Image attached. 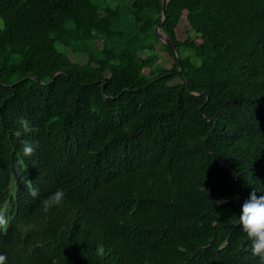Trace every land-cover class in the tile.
<instances>
[{
  "label": "trees",
  "instance_id": "16d2710c",
  "mask_svg": "<svg viewBox=\"0 0 264 264\" xmlns=\"http://www.w3.org/2000/svg\"><path fill=\"white\" fill-rule=\"evenodd\" d=\"M160 10L0 0V209L20 241L9 264H259L238 217L264 194V0L168 1L160 29L186 83L155 32ZM183 12L194 34L180 40ZM21 117L35 131L16 137ZM58 188L64 202L45 212Z\"/></svg>",
  "mask_w": 264,
  "mask_h": 264
},
{
  "label": "clouds",
  "instance_id": "9594fccd",
  "mask_svg": "<svg viewBox=\"0 0 264 264\" xmlns=\"http://www.w3.org/2000/svg\"><path fill=\"white\" fill-rule=\"evenodd\" d=\"M18 123L20 128L14 133L16 137H22L24 134L35 131L34 127L24 117H21ZM21 145L23 156L34 155L39 146L37 142L29 141L27 139H22ZM19 162L22 164L23 160H20ZM25 183L29 189V194L33 197L38 196V189L32 186L31 180L28 179ZM257 191L260 190L253 189L249 198L244 201L242 204L241 215L238 219L240 226L250 241L251 253L253 256L259 258V264H264V194L257 195ZM65 196V191L58 188L54 193L41 201L43 210L49 212L53 208L62 205ZM8 225L9 218L6 215V210L0 209V264L15 263L16 253L20 246V241L13 236ZM15 240L18 242V247H15ZM12 250H14L12 260L11 262H7V256L2 252L9 253ZM96 255L101 258L106 255L104 245L101 244L97 246Z\"/></svg>",
  "mask_w": 264,
  "mask_h": 264
},
{
  "label": "water",
  "instance_id": "95a60500",
  "mask_svg": "<svg viewBox=\"0 0 264 264\" xmlns=\"http://www.w3.org/2000/svg\"><path fill=\"white\" fill-rule=\"evenodd\" d=\"M169 0H161V10H160V18H159V21L158 23L155 25V32L159 38V40L164 43L165 45H167L173 52L176 60H177V63H178V71H180L182 73V76L184 77V82L186 83L187 80L185 79V73H184V70H183V66H182V62H181V57H180V54L178 52V49L176 48L175 44L173 43V41L171 40V38L169 36H167L161 29H160V25L161 23L164 21V19L166 18V7H167V3H168ZM58 72H55V74H57ZM104 86H105V82H102L101 84V90H102V93L104 91ZM193 94L195 95H198L200 94L199 92H192ZM104 97H106V95H104ZM207 99V97H206ZM206 100L204 101V103L199 107V109L201 110L202 107L204 106ZM203 117H205L207 120H211L210 117H208L207 115L205 114H202ZM215 128V124H213V126L211 127V129L209 130V133L207 135V137H209L213 130ZM216 156V155H215ZM217 157V156H216ZM224 165V164H223ZM225 166V165H224ZM226 167V166H225ZM229 169V168H227ZM231 171V169H229ZM223 202H226L225 200H219V203L217 201L218 204H221Z\"/></svg>",
  "mask_w": 264,
  "mask_h": 264
},
{
  "label": "rangeland",
  "instance_id": "374dc122",
  "mask_svg": "<svg viewBox=\"0 0 264 264\" xmlns=\"http://www.w3.org/2000/svg\"><path fill=\"white\" fill-rule=\"evenodd\" d=\"M104 1V0H102ZM109 3H111L112 5H115L117 2L121 1V0H105ZM186 13L183 12L182 13V18L179 21V24L176 27V34L178 39L183 40L185 39L187 36L189 35H193L194 33L192 32V30H190L189 28V24L185 18ZM196 42H200V38H196ZM162 58L160 60H158L157 62L165 67H170L171 65V58L167 55V53L162 52L161 53ZM159 71V70H157Z\"/></svg>",
  "mask_w": 264,
  "mask_h": 264
}]
</instances>
